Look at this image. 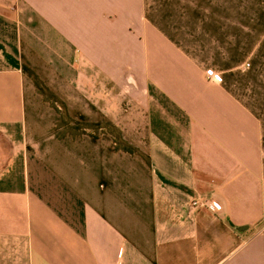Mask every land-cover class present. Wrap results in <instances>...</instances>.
<instances>
[{
	"label": "crops",
	"instance_id": "1",
	"mask_svg": "<svg viewBox=\"0 0 264 264\" xmlns=\"http://www.w3.org/2000/svg\"><path fill=\"white\" fill-rule=\"evenodd\" d=\"M0 264H264V0H0Z\"/></svg>",
	"mask_w": 264,
	"mask_h": 264
},
{
	"label": "built area",
	"instance_id": "2",
	"mask_svg": "<svg viewBox=\"0 0 264 264\" xmlns=\"http://www.w3.org/2000/svg\"><path fill=\"white\" fill-rule=\"evenodd\" d=\"M249 64L246 63L244 65V67H248ZM204 77L208 82L211 83H220L221 82V75L217 72H215L213 69L208 68L204 71ZM208 209L212 210V211H217L220 209V205L219 203H217L216 201H211L210 203H208L207 205Z\"/></svg>",
	"mask_w": 264,
	"mask_h": 264
},
{
	"label": "rangeland",
	"instance_id": "3",
	"mask_svg": "<svg viewBox=\"0 0 264 264\" xmlns=\"http://www.w3.org/2000/svg\"><path fill=\"white\" fill-rule=\"evenodd\" d=\"M138 56H140V55H138ZM139 63V62H138ZM140 64H138V66H137V74L139 75V71L141 70L140 69ZM142 67V66H141ZM130 70V69H129ZM143 71V70H142ZM46 74H48V73H46ZM130 74L131 75H134V74H132V72H128V73H126V76H130ZM89 76H91V74L89 75ZM42 77H44V76H42ZM74 77H78V72L77 71H75L74 72ZM87 77H88V74H87ZM128 79L130 80V83L132 84V83H134V82H136V81H134V79H135V76H130V77H128ZM153 87V91H152V93H154L153 95H155V94H160V91H159V87L158 86H152ZM139 88V87H138ZM124 89H126V87H124ZM42 90H45L44 89V87H42ZM139 90V89H138ZM148 94L150 95V93L148 92ZM159 105H161L160 103H159ZM202 195H204V194H202Z\"/></svg>",
	"mask_w": 264,
	"mask_h": 264
}]
</instances>
